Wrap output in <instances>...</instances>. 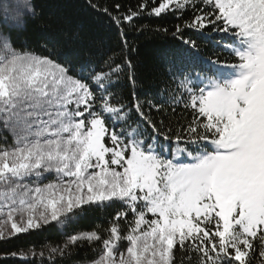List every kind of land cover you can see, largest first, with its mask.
I'll list each match as a JSON object with an SVG mask.
<instances>
[{
  "label": "snow or ice",
  "instance_id": "snow-or-ice-1",
  "mask_svg": "<svg viewBox=\"0 0 264 264\" xmlns=\"http://www.w3.org/2000/svg\"><path fill=\"white\" fill-rule=\"evenodd\" d=\"M90 7L121 29L125 46L123 26L143 14L183 21L162 61L171 103L187 116L153 119L165 109L141 99L123 55L77 71L26 50L19 35L35 5L0 7V244L118 209L109 227L69 236L48 261L0 249V264H59L55 256L79 243L95 246L91 264H264V0H141L124 14L116 3L117 15ZM190 32L222 34L215 46L237 62L202 55ZM122 74L130 94L116 91Z\"/></svg>",
  "mask_w": 264,
  "mask_h": 264
},
{
  "label": "trees",
  "instance_id": "trees-1",
  "mask_svg": "<svg viewBox=\"0 0 264 264\" xmlns=\"http://www.w3.org/2000/svg\"><path fill=\"white\" fill-rule=\"evenodd\" d=\"M4 2L23 5L25 0L16 2L0 0V7ZM139 2L141 0H31L35 5L36 14L28 19L20 32L19 40L26 50H32L38 55L55 53L61 58V62L75 65L77 71L80 64L88 60L93 61L95 66V62L103 65V61L109 56L116 58L117 62H120L119 58L122 55L127 57L134 65L132 72L135 74L136 88L141 99H152L165 109L163 113L152 110L153 119L160 121L167 117L166 122H175L186 117L187 113L183 111L182 105L176 106L171 103L173 85L167 75L162 55L167 49L178 44V38L173 39L171 33L175 26L182 24L183 21L174 15L155 17L143 14L134 20L135 28L127 24L123 26L124 39L127 40L125 46L121 38V29L108 16L99 14L90 7V3L96 4L98 8H108L109 12L117 15L118 13L113 10L116 3L122 5L119 14H124L129 7L135 9ZM190 16L191 12L184 14L185 19ZM161 28H167L168 34L157 31ZM208 32L211 34L210 29ZM189 34L196 40L202 55L218 57L228 63L237 62L229 52L215 46L214 41L221 40L222 34H215L212 39H202L194 32ZM120 81L121 87L116 91L122 95L130 94L132 86L127 80V75L122 74ZM145 110L147 111V108ZM115 210L118 209H91L65 224L52 222L31 234L22 235L19 240H14L8 245L0 244V249L9 252L34 249L36 252H43L45 261H48L50 249L62 248L69 236L109 227L108 222L114 217ZM98 255L95 246L79 243L71 247L66 255L57 254L54 259L59 264H89L97 259ZM180 255L177 252V257ZM31 259L30 256L29 260ZM35 259L36 264H41L39 257ZM7 264L23 262L9 260Z\"/></svg>",
  "mask_w": 264,
  "mask_h": 264
},
{
  "label": "rangeland",
  "instance_id": "rangeland-1",
  "mask_svg": "<svg viewBox=\"0 0 264 264\" xmlns=\"http://www.w3.org/2000/svg\"><path fill=\"white\" fill-rule=\"evenodd\" d=\"M14 1L16 2V0H14ZM5 4H6V2H4L3 5H5ZM54 179H55L54 176H49L48 179H47V180H44L43 182H44V183H48V182H50V181H52V180H54ZM89 264H91V263H89Z\"/></svg>",
  "mask_w": 264,
  "mask_h": 264
}]
</instances>
